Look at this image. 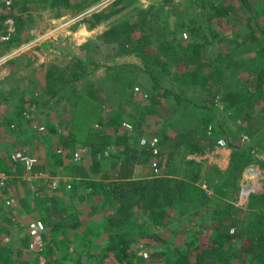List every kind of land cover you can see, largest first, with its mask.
I'll return each mask as SVG.
<instances>
[{
	"label": "trees",
	"instance_id": "obj_1",
	"mask_svg": "<svg viewBox=\"0 0 264 264\" xmlns=\"http://www.w3.org/2000/svg\"><path fill=\"white\" fill-rule=\"evenodd\" d=\"M12 1L17 9L35 3L44 6L63 5L66 9L76 8L78 12H81L84 4H96L102 0H84V4L79 2L77 5H73L72 0ZM176 1L163 0L158 7L151 6L148 9L137 10L130 19L123 18L101 34L97 39L99 45L94 42L96 48L112 45L118 50L119 57L134 56L142 62L141 65L123 63L106 66L107 82L111 89L109 93L98 94L96 83L91 81L90 77L104 67L94 58L84 59L72 56L74 63L63 67L53 64L46 69L44 76L41 89L48 98L46 103L52 104L56 98L68 99V115H73V124L66 119L62 121L63 127H58L56 124L47 126L44 141L48 144L47 148L50 145L52 147L50 151L46 150L44 155L58 158L57 165L65 167L68 172L67 177L72 179L87 177L88 175L80 174L77 161L72 160L73 157L69 158L68 155L63 158L58 152V148H66L72 143L75 118H80V116L84 118L83 146L88 150L94 163L91 171L95 175L99 174V170H105L101 176L104 181L88 180L84 188L86 190L90 187L98 189V193L111 202L113 210L97 223H109L108 227L112 230L123 229L135 214L143 216L146 222L158 231L166 229V223H171L179 213L186 215L209 205L220 211L219 203L216 205L213 203L219 200L220 195L227 196L229 188L235 186L246 170L254 165L264 170V157L258 156L259 150L264 151V134L259 137L258 133L253 130L255 128L253 122H260L264 118V0H193V7L199 10V12L196 10L193 12L200 14V18H203L205 23L189 28L185 42L182 41L181 31L177 29L171 32L169 30L168 21H164L163 25L156 23L163 15L168 17L172 13L179 16L180 23L177 27L182 22L184 23V18H189L187 12H183L184 9L181 8L183 0H178L180 1L178 3ZM136 2L137 0H116L106 9L93 13L87 19L91 22L88 28L91 30L97 28L115 15L128 11ZM235 4L239 7H234ZM166 6H169L173 12L166 10ZM4 8V6L0 8V22L4 23L11 18L15 20L16 33L10 46L19 47L23 43L21 36L26 31L23 17L21 14L8 12ZM236 8L242 12L241 20L249 33L246 35L239 33L233 38L230 34L224 36V32L221 31L223 35L219 38H222L224 57H220L221 59L217 62H207V53L210 54V46L214 40L211 39L210 33L215 30L216 26L229 23L227 19L235 20ZM194 21L195 18L189 20L190 24H194ZM213 35H215L214 32ZM182 43H186L185 46ZM89 44L87 43V46ZM239 55H241L240 59L237 58ZM227 56L231 57L230 62L237 61L238 63L224 66L226 64H223V61ZM134 70L148 74L154 86L161 84V77L168 76L171 87L175 89L177 86V89L181 90L179 94L170 91L171 88L167 90L170 95L179 100V104L172 107L173 111L166 121L163 138L160 135H150L145 138L146 121L141 118L139 120V115L134 119L132 112L126 109L127 96L134 88L133 83L138 81L131 75V71ZM236 80L240 83L239 86ZM197 90L211 96L198 99L194 98L195 95L194 97L184 95L186 91L194 93ZM155 94L152 92V98L158 97ZM7 100L10 106H13V112L6 111L5 114L0 115V145H4V148L13 144L10 139L12 136L23 133L22 129L17 128L19 126L14 125L16 122L33 121L26 117L28 113H32L33 106L31 107V103L25 100L24 95L20 96L17 103ZM104 100L107 101L106 108H113L107 118H103L97 109L98 103L101 104ZM181 107L184 108L181 109ZM152 113L150 111L146 115ZM221 116H223L222 119ZM229 120L235 127L229 126ZM131 124L137 132L136 137L119 135L123 126L124 128L129 126V130H134ZM206 128L210 129L211 135L205 142L216 144L217 141L218 144L219 140L224 138L223 140L232 152L228 176L226 181H223L222 187L226 191L219 194L215 189L216 196H210L208 191L198 183L201 180V172L195 171L194 167H200V165L187 162L183 175L179 177L180 172H177L178 165L175 162L171 165L170 171L167 170L169 162H160L164 157L168 160L167 156L171 154L173 145L179 146L177 150L180 152L181 147L188 144V136L191 132L202 133L200 135L202 136L201 131ZM107 129H112L114 134L110 135ZM171 133L175 135L172 136ZM243 134L248 135L253 143L244 145L240 139ZM156 136L162 141L161 152L158 156L159 174L136 179V167L145 165L149 162V158L153 157L150 149L142 146L141 141L151 140ZM181 137L183 140L179 141ZM50 138L56 142L51 144ZM202 138H208L207 134ZM200 147L202 146L193 144L192 150L197 152L201 150ZM108 149H110L109 152ZM67 160H70L69 163L64 165ZM11 161L12 158L9 156L0 157V173L11 166L9 165ZM110 165L117 167L116 180L108 181L110 168H112ZM7 182L8 185L2 195H9L7 187L9 192L13 191L12 196L16 195L14 198L19 199L20 204L22 203L21 214H30V205L35 202L43 223H83L79 215L73 213L72 196L63 190L62 185L52 190L54 193L52 198H48L46 191L43 192V197L32 195V197H27L26 192L30 190L27 189L30 187L28 182H22L20 179H10ZM13 182L14 184L22 182L18 188L19 191L12 185ZM208 186L210 187V184ZM21 187L24 188L22 196L20 195ZM73 192H76L75 188ZM93 192L87 195L92 196ZM76 194L82 199L87 197L82 192H76ZM248 206L251 215L257 219L258 223L255 224L262 230L258 240L255 241L244 233L231 235L224 227L229 222L223 220L215 224L216 227L213 228L215 235H211L207 240L204 238L202 243L185 249L171 248V245H167L159 234L147 226L140 232L141 239L148 240L158 247L154 246L152 252H148L149 256L146 259L151 264H236L244 263L243 256H248L249 254L246 253L249 252L250 255L256 257L253 264H264V187L262 193L250 197ZM194 235L196 237L194 242L197 244L200 242L201 235L198 237L197 233ZM236 240L247 241L248 244L251 243L250 247H245L243 250L238 247L237 250L235 249ZM121 242L119 245L127 241L123 239ZM119 245L111 242L107 246V251L117 250ZM129 245H132V241ZM152 245L150 247H153ZM254 248L257 251L253 253ZM126 249L118 250V258L115 257L118 264L135 263L137 253L134 248L132 247L131 253ZM250 249L252 250L249 251ZM58 253L55 250L56 256ZM43 256L45 257V254ZM45 258L46 264H59L58 259H53L52 256L47 255ZM0 264L30 263L28 261L12 263L10 251L0 248ZM77 264H81V260H78Z\"/></svg>",
	"mask_w": 264,
	"mask_h": 264
},
{
	"label": "rangeland",
	"instance_id": "obj_2",
	"mask_svg": "<svg viewBox=\"0 0 264 264\" xmlns=\"http://www.w3.org/2000/svg\"><path fill=\"white\" fill-rule=\"evenodd\" d=\"M83 1L84 0H72L71 3H73V5H77L79 2L84 4ZM115 1L116 0H102L96 4H84L82 6L83 10L78 12L76 8L66 9L63 5L44 6L35 3L17 9L12 0H0V8L4 6V9L8 10V12H15L18 15H22L26 30L25 34L21 36L23 42L21 46L12 47L10 44L16 33L15 20L11 18L4 23L0 22V115L1 113L5 114L6 111L8 113L13 112V106H10L7 99H9V101L13 100L12 103H17L20 100V96L24 95L25 100L31 103V107L33 106L32 108L30 107L32 113H28L26 116L33 121H26L27 123L16 122L14 125L19 126L17 128L22 129L23 133H17L15 137L12 136L10 139L13 144L7 145L5 151L0 153V156L5 155L9 156V158L12 157V161L9 164L11 166L8 165L9 168L0 173V178L2 179L0 182L5 184L3 191L6 189V185H8L7 181L10 179H20L22 182H28L30 184V187L27 188L30 190L26 192L27 197L31 195L41 197L43 192L46 191L49 195L48 198H52L54 197L52 190L60 188L62 185L63 190L70 193L72 196L73 213L79 215V219L83 221V223H43L40 219L41 216L38 213L39 209L36 207L35 202H32L30 205V214H21V209L23 207L22 203L20 204L19 199L13 198L16 195L12 197L13 191L10 190L11 192H9L7 187V192L10 195L5 196L2 195L3 191L1 190L0 220L2 219V222H0V248H6L10 251L12 263L28 261L30 264H46L45 257L49 255V257L52 256L53 259H58L57 263L59 264H77L78 260H81V264H118L115 258H118V252L127 248L126 250L131 253L133 247L137 253L135 256V263L133 264H151L146 257L149 256L148 252H152L155 244L152 245L150 241H144L140 237V232L147 226L155 233L159 234L167 245H171V248L176 247L179 249L198 245L204 241V238L207 240L211 235H215L213 228L216 227L215 224L218 221L227 220L229 222L226 223L224 227H226V231H229L231 235H242V233H244L249 238L256 241L262 232L255 224L258 223L256 217L251 215L248 209L249 200L245 203L243 200H240V187L241 184L249 179L246 174L248 170L242 174V177L236 182L234 187L229 188L227 196L220 195L221 198L219 196V200L213 203L214 205L219 203L221 206L220 211H217L215 207L209 205L186 215L179 213L171 223H166V229L158 231L150 226L143 216L135 214L132 220L127 223L123 229L119 228L117 230H112V228L108 227L109 223H97L101 222V220L107 217L108 213L113 210L111 202L99 194L98 189L90 187L86 190L84 188L88 180L92 179L97 182L104 181L101 176L105 172V170H99V174L94 175V172L91 171L94 163L88 154V150L83 146V134H85L83 133L84 118L82 116H80V118H75V126L72 131L74 139L72 138L73 141L68 147L58 148V152L63 158H66L68 155L69 158L73 157L72 160L77 161L80 174L82 176L88 175L87 177L74 179L67 177L66 175H68V172L65 170V167H59V165H57L59 163L58 158H52L47 154L44 155L46 150L50 151L52 147L50 145V147L47 148L48 144L44 141V135L47 133V126H49V124H56L58 127H63L62 121L66 119L68 121L70 120L73 124V115H68V99L63 98L60 100V98H56L52 101V104L46 103L48 98L42 92L41 88L43 86L46 69L49 66L53 64L61 67L70 65L74 63L72 56L84 59L94 58L104 65L94 76L90 77L92 79L91 81L97 85L96 91L98 94H101L102 92L109 93L111 91L107 82L108 70L105 68L106 66L123 63L142 64L141 60L134 56L119 57L118 50L112 45L96 48L94 42H97V45H99L97 40L98 37L109 29L111 25L116 24L123 18L130 19L137 10L148 9L151 6L158 7L163 0H137L128 11H123L115 15L109 21L93 30L89 29L88 27L91 22L87 19L93 13H98L106 9ZM192 1L193 0H183L181 8L184 9L183 12H187L189 18H184V23L182 22L179 27H177L180 23L179 16L175 13H172L168 17L163 15L156 23L163 25L164 21H168L169 30L171 32H175L177 29L181 31L182 41L185 42L187 38L185 35L188 34L189 28L194 26L197 27L205 23V20L200 18V14L197 15V13L193 12V10L197 12H199V10L193 7ZM178 2L180 1L177 0L176 3ZM234 7L239 6L235 4ZM165 9L171 11L169 6H166ZM241 13L242 12L237 9L234 15L235 20L227 19L229 23H224V25L215 27L213 31L215 35H213V32L210 33L211 39L214 40L210 46V54L207 53V62H217L221 59L220 57H224L222 53V38H219L223 35L221 31L224 32V36L230 34L233 38L239 33H244V35L249 33L246 25L241 20ZM151 18H153V16H151ZM191 18H195L194 24H190L189 20ZM8 22L13 23L14 26L11 27V24H8ZM10 28L11 31L9 30ZM87 43H90L89 46H87ZM185 44L186 43H182L183 46H185ZM154 49L157 50L159 48ZM240 57L241 55L237 58L240 59ZM230 60L231 57L227 56L223 61V64H226L224 66L228 64L234 65L237 62H230ZM131 75L137 78L138 81L136 80L137 82L133 83L134 88L127 96L128 105L126 109L132 112V115L135 116L134 119L139 115V120L141 118L146 121L144 129L145 138L150 135H160L161 138H163L162 135L166 128V121L173 111L172 107L179 104V100L170 95L167 90L171 88L170 91H174L177 94H179L181 90L177 89L175 84V89L171 87L172 84L169 82L170 78L168 76H166V78L161 77V84L159 83L158 86H154L150 76L146 73H139L137 70H134L131 71ZM235 82L237 83L238 81L236 80ZM237 84L238 86L240 85V83ZM152 92L156 93L155 95L158 97L152 98ZM180 94H182V92ZM184 95L186 97H194L193 95H195L194 98L198 99L204 96H211L208 93H201L200 90L194 93L193 91H186ZM105 104H107V101L104 100L101 104L98 103L97 106L103 118L109 117L113 109L106 108ZM183 108L184 107H181V109ZM220 108L222 109V106ZM150 111L153 113L151 115H146V113ZM222 118L223 116H221V119ZM2 120L5 121L3 118ZM127 124L130 125V123ZM229 126L232 128L235 127L230 120ZM253 126H255L253 130L261 137L264 134V118H262L260 122H253ZM42 128L44 129L42 130ZM132 129H134L133 126ZM107 132L110 135L114 134L112 129H107ZM201 132H203L202 136H200L202 133L199 132L198 134H196V132H191L188 136V142L194 143L195 146H202L200 147L201 150L197 151L199 161L193 162L200 165V167L195 166L194 170L201 172V180L198 182L201 184L200 186L207 190L210 196H216L215 189L219 194L226 191V189H222V187L223 181H226V177L228 176L232 152L228 147H220L217 141L215 142L216 144L205 142L211 135L209 128ZM119 133V135L129 136L130 138L137 136L135 129L129 130V128H124V126L121 127ZM206 134L208 138H202ZM171 135L174 136L175 134L171 133ZM50 139L52 140V138ZM240 139L244 145L253 143V140L245 134L240 136ZM182 140L181 137L179 141ZM55 142L52 140L51 144ZM178 147L179 146L175 147L174 145L171 147V154L167 156L168 160H166L164 156V158L160 160V162H169V169H167L169 171L174 162L178 165V169L182 167L184 170L186 163V160L184 161L186 155L184 159H182L184 146L181 147L180 152L177 150L179 149ZM110 149L107 151L109 152ZM19 151L25 152L27 155L36 158L37 162L33 169L26 170L21 163L14 161L13 155ZM76 153H80L79 160H75L74 156ZM106 154L107 153H105V155ZM258 156L264 157V151L259 150ZM69 161L70 160H67L64 165L68 164ZM152 161L157 162L158 173H154L151 166ZM158 161V157H152L151 159L149 158V162L145 165L137 166L135 169V178L141 179L143 177L159 174ZM112 166L113 165H110V167ZM251 168L255 169L257 172L256 182L259 189L256 194H260L263 192L264 187V170L259 169L258 166L255 165ZM117 171V167L115 166L110 168L108 181L116 180ZM182 173L183 171L181 174H178V176H182ZM208 182L210 187L208 186ZM21 183L14 184L13 182L12 185L19 191L18 188ZM74 188L76 192H82L84 196L90 192H95H93L94 195H87L86 199H82V197H78L76 192H73ZM22 189L24 188L21 187L20 190ZM22 192L23 190L20 191V195ZM83 194L81 195L83 196ZM256 194L254 193V195ZM5 198H13L15 204L13 206L7 205V200ZM5 200L4 206L3 203ZM189 208L191 209V207ZM33 221H41L44 224L45 230L42 235L44 247L41 250L33 249L30 245L31 239L28 236V227ZM194 233H197V237L201 235L199 239L200 242L197 244L194 242L196 239ZM123 239L127 242L119 245L122 243L121 241ZM130 241H132V245H129ZM111 242L119 246L117 250L108 252L107 246H109ZM250 244L251 243L248 244L247 241L241 242L236 240L235 249L238 250L239 247L243 250ZM150 245L153 247H150ZM161 246H159V248ZM155 247L157 248L158 245ZM55 250L59 252L58 256H56ZM251 250L252 249L249 251ZM50 251L53 252L51 253ZM256 251L257 250L254 248L253 253ZM43 254H45V257ZM246 254L249 255L243 256L245 262L236 264H253L254 258L256 257L250 255L249 252ZM192 257H194V254H192Z\"/></svg>",
	"mask_w": 264,
	"mask_h": 264
},
{
	"label": "built area",
	"instance_id": "obj_3",
	"mask_svg": "<svg viewBox=\"0 0 264 264\" xmlns=\"http://www.w3.org/2000/svg\"><path fill=\"white\" fill-rule=\"evenodd\" d=\"M8 24H11V27L14 26L13 23L8 22ZM11 31V28L9 29ZM185 37H187L185 35ZM129 129L130 127L127 126ZM44 128H42L43 130ZM142 146L147 147L148 149H150L153 158L158 157L160 155L161 152V144L162 141L156 136L151 140H147L144 139L141 141ZM219 145L221 147H225L226 146V142L225 141H220ZM75 160H79L80 159V153H76L75 154ZM13 159L15 162H19L21 163V165L26 169V170H31L34 168V166L36 165V158L33 156H29L27 155L25 152H17L13 155ZM151 166L154 169L155 173H158V164L155 161L151 162ZM257 172L255 171V169L253 168H249L248 171L246 172V174L248 175L249 179H247L243 184H241V189H240V200H243V202H247L250 198L251 195H254V193L256 194V192L258 191V184L256 182V174ZM0 180H2L0 178ZM4 183L0 182V191H3V187H4ZM1 191V192H2ZM0 192V193H1ZM14 199L13 198H9L7 199L6 204L9 206H13L14 203ZM44 224L41 221H33L30 223L29 227H28V236L31 239V248H35L38 250H41L44 247V243L42 240V235L44 233Z\"/></svg>",
	"mask_w": 264,
	"mask_h": 264
},
{
	"label": "crops",
	"instance_id": "obj_4",
	"mask_svg": "<svg viewBox=\"0 0 264 264\" xmlns=\"http://www.w3.org/2000/svg\"><path fill=\"white\" fill-rule=\"evenodd\" d=\"M193 144L194 143H191V142H188V144L186 145V146H184V151H183V156H182V159H184V157H185V155H186V159H184V161L186 160V163L187 162H197V161H199V157H198V155H197V152H195V151H193L192 150V147H193ZM3 151H5V148H4V146L3 145H0V153H2ZM11 156H12V154H11ZM0 157H2V155L0 156ZM12 158V157H11ZM185 163V164H186ZM226 168V167H225ZM183 171V168L182 167H180L179 169H178V172H180V174H181V172ZM10 195V194H9ZM8 196V195H7ZM13 197V196H12ZM14 198V197H13ZM7 200V199H6ZM5 200V201H6ZM5 206V205H4ZM16 206V205H15ZM0 222H2V219L0 220Z\"/></svg>",
	"mask_w": 264,
	"mask_h": 264
},
{
	"label": "clouds",
	"instance_id": "obj_5",
	"mask_svg": "<svg viewBox=\"0 0 264 264\" xmlns=\"http://www.w3.org/2000/svg\"><path fill=\"white\" fill-rule=\"evenodd\" d=\"M222 140H223V139H220L219 142L222 141ZM223 141H225V140H223ZM219 142H218V145H219ZM225 142H226V141H225ZM219 146H220V145H219ZM220 147H221V146H220ZM223 148H227V145H226L225 147H223Z\"/></svg>",
	"mask_w": 264,
	"mask_h": 264
}]
</instances>
